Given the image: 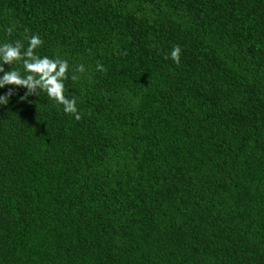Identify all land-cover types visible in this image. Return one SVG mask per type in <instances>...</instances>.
<instances>
[{
  "label": "trees",
  "instance_id": "16d2710c",
  "mask_svg": "<svg viewBox=\"0 0 264 264\" xmlns=\"http://www.w3.org/2000/svg\"><path fill=\"white\" fill-rule=\"evenodd\" d=\"M33 34L79 119L0 88V264H264V0H0Z\"/></svg>",
  "mask_w": 264,
  "mask_h": 264
},
{
  "label": "clouds",
  "instance_id": "9594fccd",
  "mask_svg": "<svg viewBox=\"0 0 264 264\" xmlns=\"http://www.w3.org/2000/svg\"><path fill=\"white\" fill-rule=\"evenodd\" d=\"M11 31V29H9ZM41 44V38L37 34L28 37V46L26 50L21 51V43L0 44V88L7 84H17L26 86L29 92L37 85L47 93L48 97L55 99L58 103L64 105L66 113L76 114L79 119V114L76 109V102L74 99H69L64 94V77L68 69V62L62 59H51L47 56H37L34 54L36 49ZM180 49L174 47L170 51V56L174 61L179 59ZM23 57H30L31 59H23V71L26 75L22 76L18 70H5L4 63H11L16 60H21ZM98 70H103V65L97 64ZM77 71L83 72L84 65H78ZM35 74V75H34ZM7 102V97L0 94V104Z\"/></svg>",
  "mask_w": 264,
  "mask_h": 264
}]
</instances>
